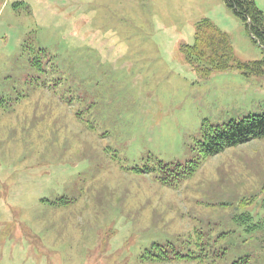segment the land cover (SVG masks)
Returning <instances> with one entry per match:
<instances>
[{
	"label": "rangeland",
	"instance_id": "rangeland-1",
	"mask_svg": "<svg viewBox=\"0 0 264 264\" xmlns=\"http://www.w3.org/2000/svg\"><path fill=\"white\" fill-rule=\"evenodd\" d=\"M204 21L232 48L208 76L184 52ZM258 62L226 0H0V264H158L143 252L203 239L207 264L261 256L245 234L264 221V138L159 181L177 185L205 127L264 113V71L238 68Z\"/></svg>",
	"mask_w": 264,
	"mask_h": 264
},
{
	"label": "trees",
	"instance_id": "trees-1",
	"mask_svg": "<svg viewBox=\"0 0 264 264\" xmlns=\"http://www.w3.org/2000/svg\"><path fill=\"white\" fill-rule=\"evenodd\" d=\"M227 5L240 17L246 24L250 35L259 41L264 47V14L256 6L254 0H226ZM188 62L194 69L202 72L204 76L211 75L215 71L227 70L231 68L232 48L230 46L227 35L222 33L217 27L208 21H204L200 26V31L197 34L196 42L193 47L184 50ZM239 69L249 70L252 73L260 74L264 71V64L261 62L252 64H239ZM203 139L200 144V158L196 161L184 166L182 173L178 176L177 185L168 183L163 180V185L178 189L180 185L200 168L203 161L214 157L225 150L246 144L252 140L264 138V113L259 115H250L241 121H231L221 126H208L204 128ZM181 169L182 166H178ZM181 176V177H180ZM243 218L237 220L239 228L246 230L248 220H253L249 215H242ZM243 230V232H244ZM245 234L247 238H254L253 246L262 249V255L253 254L250 252L240 251L234 256V260L220 261L221 264H264V221L263 223L253 225ZM205 235H202V239ZM231 235L225 233L219 237L226 238ZM230 237L229 239H231ZM228 239V240H229ZM197 250L186 249L179 250L174 247H166L155 244L151 249L143 252L142 258H146L151 262L164 264L167 262L190 263L196 261L197 264H207L206 255L209 251L216 252L210 243L205 242ZM209 250V251H208Z\"/></svg>",
	"mask_w": 264,
	"mask_h": 264
}]
</instances>
